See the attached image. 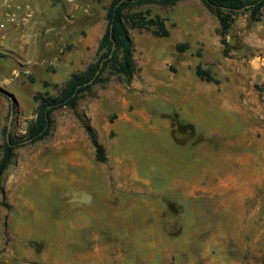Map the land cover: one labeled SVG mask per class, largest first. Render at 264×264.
<instances>
[{
	"label": "rangeland",
	"instance_id": "374dc122",
	"mask_svg": "<svg viewBox=\"0 0 264 264\" xmlns=\"http://www.w3.org/2000/svg\"><path fill=\"white\" fill-rule=\"evenodd\" d=\"M112 1L33 0L10 22L28 27L21 23L33 15L40 24L38 34L29 32L34 50L0 59V157L3 127L19 138L36 116L35 93L58 94L72 73L97 58ZM149 8L169 18L172 35L132 28L140 67L133 83L113 75L76 108L54 111L50 135L18 146L0 177V224L6 217L36 218L47 226L48 237L60 235L59 248L30 241L38 256L47 254L44 262L28 258L31 264H69L73 239L117 246L130 240L132 246L155 223L156 251L126 243L124 260L117 247L96 260L264 264V16L261 21L250 11L238 16L227 56L220 20L202 0L141 9ZM5 11L0 0L2 18ZM2 42L17 44L10 38ZM180 44L189 48L180 50ZM199 67L212 70L220 82L200 77ZM185 97L229 101L206 110V119L190 113L185 121L171 102ZM86 120L107 148L106 162L98 158ZM209 126L221 131L209 135ZM197 176L204 178L205 196L183 199L191 191L184 179ZM194 209L199 213L190 212Z\"/></svg>",
	"mask_w": 264,
	"mask_h": 264
},
{
	"label": "trees",
	"instance_id": "16d2710c",
	"mask_svg": "<svg viewBox=\"0 0 264 264\" xmlns=\"http://www.w3.org/2000/svg\"><path fill=\"white\" fill-rule=\"evenodd\" d=\"M183 0H113L107 10L108 26L100 42L97 58L91 61L85 69L74 72L61 86L58 94L51 95L47 91H37L34 95L38 102L36 116L29 123L26 133L17 138L8 131L5 125L2 129L4 142L1 144L0 177L13 161L15 149L26 142L44 140L50 135L53 127V112L63 108H76L80 100L90 95L98 84H106L116 75L127 84H132L140 67L136 59V41L132 28H143L153 31L159 37H170L172 31L168 25L169 18L161 14H153L149 9H141L148 5L175 6ZM205 5L220 20V34L229 56L231 43L228 36L242 12H251L254 20L261 21L264 16V0H202ZM180 50H187L188 44L178 45ZM110 75H106V72ZM198 74L205 80L219 83L212 70L198 68ZM49 86V82H44ZM54 86L58 87V84ZM3 91V90H2ZM84 127L90 140L97 149L98 158L102 162L108 160L107 148L100 139L95 126L89 120ZM7 226V221H4Z\"/></svg>",
	"mask_w": 264,
	"mask_h": 264
},
{
	"label": "crops",
	"instance_id": "0c3cea01",
	"mask_svg": "<svg viewBox=\"0 0 264 264\" xmlns=\"http://www.w3.org/2000/svg\"><path fill=\"white\" fill-rule=\"evenodd\" d=\"M33 0H22L25 3H31ZM34 14V13H33ZM2 19V14L0 12V20ZM29 24H31L29 26ZM40 21L37 18H34L33 15L26 20L25 24L21 23V26L28 27H17L13 24L9 23L5 28H0V59L8 58V54L11 52L20 53L21 55H28L31 50L35 49L36 42L33 33L38 34V25ZM172 31V30H171ZM33 34V35H32ZM16 39L17 44L15 46L11 45H3V39ZM18 47V48H17ZM12 72V71H11ZM8 80V77L6 76ZM9 81V80H8ZM0 87H2L0 85ZM0 99L2 96L0 95ZM229 99H171V102L177 104L179 111L181 112V116L186 121L188 115L193 113L195 116L197 115L199 118H208L206 110L214 112L218 110L217 107L223 106V102H228ZM208 106V108L206 107ZM211 112V113H212ZM219 115L222 113L220 111ZM206 115V116H205ZM228 117V114L226 115ZM166 126L173 129L172 122L166 123ZM209 135H215L217 132L221 131L220 127L209 126ZM2 132V131H1ZM184 183L188 184L191 187V191L188 189L187 192H183V199H201L205 196V188L203 187L204 178H200L199 176L190 179L189 177L184 179ZM204 211V209H203ZM157 208L155 209V215H158ZM194 215L199 212H196L195 209L190 211ZM202 212V210H201ZM189 213V214H191ZM23 213H21V216ZM7 221V226L4 225V221ZM10 222V223H8ZM81 228V227H78ZM146 234H144L143 238L139 239L140 241H136L133 247L141 248L148 247L149 249H154L156 251L158 246V227L157 223L153 226H150L149 229L147 225L145 226ZM148 232L150 234H148ZM49 234L48 228L45 223L34 219H28L22 217L18 220H8L6 217L3 220V223L0 224V264H31L28 258L35 261L44 262L47 254L43 251L38 256L37 251L30 244V241H37L38 243H48V247H56L59 248L62 241L60 240V235H57V238H51L47 235ZM141 237V236H140ZM122 239V238H121ZM124 240V239H122ZM68 241H64L65 243ZM74 241V239L72 240ZM69 240V264H110L109 262L96 260L98 257H103L109 253L107 248L117 247L119 251H117L118 258L125 259L127 253L125 251V244L127 243L128 247H132L128 242L122 241L121 243L115 245L110 241H100L95 238H85L83 241L80 240L78 243L76 241L72 242ZM143 242V243H142ZM35 245V243H33ZM127 247V248H128ZM122 249V250H121ZM121 250V251H120ZM59 255V252H57ZM156 255V253H155ZM113 264H126L125 262H115ZM156 264V263H155Z\"/></svg>",
	"mask_w": 264,
	"mask_h": 264
},
{
	"label": "built area",
	"instance_id": "2783aa9c",
	"mask_svg": "<svg viewBox=\"0 0 264 264\" xmlns=\"http://www.w3.org/2000/svg\"><path fill=\"white\" fill-rule=\"evenodd\" d=\"M6 11L0 20V28H5L10 22L18 20L19 13L24 9V3L21 0H3Z\"/></svg>",
	"mask_w": 264,
	"mask_h": 264
}]
</instances>
